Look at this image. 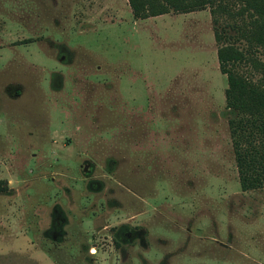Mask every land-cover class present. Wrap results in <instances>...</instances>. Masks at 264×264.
Segmentation results:
<instances>
[{"label":"rangeland","instance_id":"374dc122","mask_svg":"<svg viewBox=\"0 0 264 264\" xmlns=\"http://www.w3.org/2000/svg\"><path fill=\"white\" fill-rule=\"evenodd\" d=\"M216 28L209 8L0 0V264H264Z\"/></svg>","mask_w":264,"mask_h":264},{"label":"trees","instance_id":"16d2710c","mask_svg":"<svg viewBox=\"0 0 264 264\" xmlns=\"http://www.w3.org/2000/svg\"><path fill=\"white\" fill-rule=\"evenodd\" d=\"M136 20L211 10L220 72L227 77V109L243 192L264 188V0H128ZM242 25L221 23L219 17ZM233 32V34H232ZM241 46V47H239ZM242 67L249 74L241 72ZM259 76L256 80L254 77Z\"/></svg>","mask_w":264,"mask_h":264},{"label":"crops","instance_id":"0c3cea01","mask_svg":"<svg viewBox=\"0 0 264 264\" xmlns=\"http://www.w3.org/2000/svg\"><path fill=\"white\" fill-rule=\"evenodd\" d=\"M190 15V14H189ZM193 15V14H192Z\"/></svg>","mask_w":264,"mask_h":264}]
</instances>
